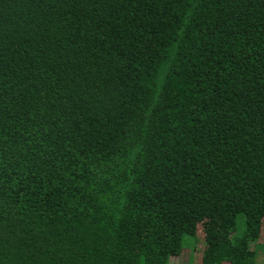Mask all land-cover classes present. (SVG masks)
<instances>
[{"label": "trees", "instance_id": "16d2710c", "mask_svg": "<svg viewBox=\"0 0 264 264\" xmlns=\"http://www.w3.org/2000/svg\"><path fill=\"white\" fill-rule=\"evenodd\" d=\"M261 231L264 0H0V264H168L183 235L256 264Z\"/></svg>", "mask_w": 264, "mask_h": 264}, {"label": "rangeland", "instance_id": "374dc122", "mask_svg": "<svg viewBox=\"0 0 264 264\" xmlns=\"http://www.w3.org/2000/svg\"><path fill=\"white\" fill-rule=\"evenodd\" d=\"M245 229L244 216L237 215L236 217V231L235 236L243 234ZM196 238L191 235L182 236V251L179 257L169 259L168 264H201V255L193 254L192 250L196 247ZM199 249V246H198ZM251 250L256 254V264H264V234H260L259 240L256 244L251 245Z\"/></svg>", "mask_w": 264, "mask_h": 264}]
</instances>
